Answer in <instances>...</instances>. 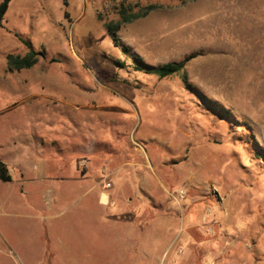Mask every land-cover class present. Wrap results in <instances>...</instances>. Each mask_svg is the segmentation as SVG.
Wrapping results in <instances>:
<instances>
[{
    "label": "rangeland",
    "instance_id": "rangeland-1",
    "mask_svg": "<svg viewBox=\"0 0 264 264\" xmlns=\"http://www.w3.org/2000/svg\"><path fill=\"white\" fill-rule=\"evenodd\" d=\"M0 161V264H264V0H13Z\"/></svg>",
    "mask_w": 264,
    "mask_h": 264
},
{
    "label": "trees",
    "instance_id": "trees-1",
    "mask_svg": "<svg viewBox=\"0 0 264 264\" xmlns=\"http://www.w3.org/2000/svg\"><path fill=\"white\" fill-rule=\"evenodd\" d=\"M13 0H3L0 4V25L9 10L10 4ZM66 4V3H65ZM161 8V5L157 4H150L147 6L140 7L139 5H135L132 3H120L119 6H116L117 14L119 16L118 21H110L106 24L107 30L113 40V43L116 47L120 46L118 33L124 24L132 23L140 18L146 17L150 12ZM28 46V45H27ZM122 50L124 52H128V48L122 46ZM44 54L39 51H35L31 49L26 55H14L9 54L7 56V62L9 65L10 72H20L24 69H31L34 67L38 62L40 57ZM136 63L147 67L150 72L158 75L160 78L170 77L176 74L183 72L187 62L190 60L186 58L182 62L179 63H167L158 67H149L143 64L140 59H136ZM0 180L2 182H10L11 176L9 175L8 168L6 164L0 161Z\"/></svg>",
    "mask_w": 264,
    "mask_h": 264
},
{
    "label": "crops",
    "instance_id": "crops-1",
    "mask_svg": "<svg viewBox=\"0 0 264 264\" xmlns=\"http://www.w3.org/2000/svg\"><path fill=\"white\" fill-rule=\"evenodd\" d=\"M2 161H5V159H1ZM44 168H43V170H42V173H39V175L38 174H36V178H38L40 181H45V179L47 180V175H46V170H45V166H43ZM44 170H45V172H44ZM10 175V174H9ZM11 176V175H10ZM2 181L0 180V183H1ZM14 182V179H12V177H11V181L10 182H2V183H7L9 186H10V184H12ZM9 186H6V187H9ZM99 199H101L102 200V203L101 204H104V205H106V204H108V199H109V197H108V195H106L104 192H100V194H99ZM46 198L47 197H45V199H44V201L46 200ZM46 202H47V204L49 203L48 202V200H46ZM55 203V201L53 200L52 202H51V204H49L48 206L49 207H53L52 205ZM44 205V204H43ZM4 245H6L7 247H8V250L6 249V248H3V249H1V247H0V256H1V258H3V259H7V260H12V258L8 255V253H14L13 251H14V249L13 248H11L13 245L10 243V242H8V243H5ZM3 247H5V246H3Z\"/></svg>",
    "mask_w": 264,
    "mask_h": 264
}]
</instances>
